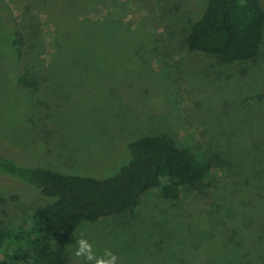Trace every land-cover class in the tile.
<instances>
[{"label": "rangeland", "instance_id": "obj_1", "mask_svg": "<svg viewBox=\"0 0 264 264\" xmlns=\"http://www.w3.org/2000/svg\"><path fill=\"white\" fill-rule=\"evenodd\" d=\"M202 5L0 0L2 157L102 178L125 165L130 142L167 135L226 161L198 191L177 200L152 192L132 215L56 235L52 245L67 264H82L73 255L81 234L97 255L114 252L117 264H264V39L244 63L189 51L184 38ZM21 75L33 85L20 84ZM48 203L0 177L5 226L30 229Z\"/></svg>", "mask_w": 264, "mask_h": 264}, {"label": "trees", "instance_id": "obj_2", "mask_svg": "<svg viewBox=\"0 0 264 264\" xmlns=\"http://www.w3.org/2000/svg\"><path fill=\"white\" fill-rule=\"evenodd\" d=\"M203 13L184 38L187 49L222 64L254 60L264 39L261 0H203ZM18 40L10 46L18 51ZM18 82L32 86L31 78ZM129 159L107 177L24 167L0 155V177L29 187L49 200L31 216L32 227H7L0 220V264H67L56 235L70 237L86 220L118 219L152 192L165 200L198 191L214 169L226 164L217 153L175 141L140 138L127 145ZM126 159V154L124 155ZM12 249V253H10Z\"/></svg>", "mask_w": 264, "mask_h": 264}, {"label": "clouds", "instance_id": "obj_3", "mask_svg": "<svg viewBox=\"0 0 264 264\" xmlns=\"http://www.w3.org/2000/svg\"><path fill=\"white\" fill-rule=\"evenodd\" d=\"M73 255L82 260V264H117V256L110 249L105 248L103 255H97L92 243L81 234L75 239Z\"/></svg>", "mask_w": 264, "mask_h": 264}]
</instances>
